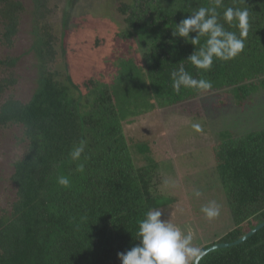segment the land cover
Segmentation results:
<instances>
[{
  "label": "trees",
  "instance_id": "1",
  "mask_svg": "<svg viewBox=\"0 0 264 264\" xmlns=\"http://www.w3.org/2000/svg\"><path fill=\"white\" fill-rule=\"evenodd\" d=\"M202 6H213V0L117 3L116 12L135 33L140 63L128 70L125 90L108 89L90 76L82 92L76 84L71 91L53 65L59 52L46 20L48 0H32L36 85L27 101L11 93L17 58H0V127H19L25 143L9 176L14 198L0 208V264H120L117 253L139 243V222L167 201L156 192L162 183L157 164L132 161L122 122L133 114L123 110L124 99H153L165 107L220 92L240 106L264 91V0H223L219 22L238 36L236 22L225 23L223 11L249 12L245 47L231 60L214 58L208 71L187 59L206 37L193 46L172 35L177 23ZM23 11L20 0H0L1 44L12 46ZM181 64L194 78L210 80L212 88L174 91L170 74ZM80 141L86 142L85 152L73 161L71 149ZM211 154L233 226L203 249L231 242L264 220V127L241 134L221 131ZM78 163L83 172L76 170ZM59 176H67L70 186H60ZM200 264H264V226L238 244L208 251Z\"/></svg>",
  "mask_w": 264,
  "mask_h": 264
},
{
  "label": "rangeland",
  "instance_id": "2",
  "mask_svg": "<svg viewBox=\"0 0 264 264\" xmlns=\"http://www.w3.org/2000/svg\"><path fill=\"white\" fill-rule=\"evenodd\" d=\"M20 1L24 11L17 33L11 47L0 43V58H17L11 93L25 102L36 85V58L31 50L32 0ZM130 1L48 0L50 13L46 20L59 52L53 65L60 68L63 82L71 91L76 84L85 92L82 82L90 76L103 87L125 90L128 70L140 63L136 55L140 49L136 50L135 33L115 6ZM157 2L164 5L167 0ZM124 100L123 110L128 108L133 114L122 122L132 161L141 166L151 159L161 174L162 183L156 192L167 201L156 208L163 213L161 219L191 233L196 246L213 243L233 223L226 206V191L214 168L211 145L219 141L221 131L241 134L264 127V91L252 94L240 106L220 92L203 93L165 107L153 99L136 103ZM193 125H199V130ZM21 135L17 126L0 127V208L7 207L14 198L9 176L13 161L25 149ZM194 190L200 191L198 197L193 195ZM211 200L219 204L220 214L209 220L200 209Z\"/></svg>",
  "mask_w": 264,
  "mask_h": 264
},
{
  "label": "clouds",
  "instance_id": "3",
  "mask_svg": "<svg viewBox=\"0 0 264 264\" xmlns=\"http://www.w3.org/2000/svg\"><path fill=\"white\" fill-rule=\"evenodd\" d=\"M223 0H213L211 7H199L189 16L183 18L172 29L174 37H181L191 45H199L200 38L206 37L203 45L192 52L187 59L197 69L208 71L212 68L213 60L228 61L240 54L244 47V37L247 36L249 27V12L247 9L227 7L223 11V20L230 26L233 21L239 29V36L225 29L219 22L217 9L221 8ZM190 33H195L190 36ZM172 87L177 93L181 88H194L208 91L212 82L207 79L194 78L181 64L170 74ZM199 130V125H193ZM86 142H78L70 152L73 161H80L85 152ZM88 157L85 156L86 160ZM76 170L84 171V164L78 163ZM57 182L62 187H69L70 180L67 176H59ZM194 196H199L200 191L194 190ZM200 211L209 220L220 214V206L215 200L203 205ZM163 213L160 209H153L145 214L139 222L137 232L139 243L130 249L118 252L120 264H200L206 255V250L193 243V235L180 226L167 219H161Z\"/></svg>",
  "mask_w": 264,
  "mask_h": 264
},
{
  "label": "water",
  "instance_id": "4",
  "mask_svg": "<svg viewBox=\"0 0 264 264\" xmlns=\"http://www.w3.org/2000/svg\"><path fill=\"white\" fill-rule=\"evenodd\" d=\"M263 226H264V220L262 222L258 223L256 226H254L250 230H248L245 234H243L242 236H240L239 238H237L231 242H216L214 244L208 245L204 249L206 250V253H207L208 251H211V250L216 249V248L227 247L230 245L238 244V243L244 241L245 239H247L250 235H252L254 232H256L258 229H260Z\"/></svg>",
  "mask_w": 264,
  "mask_h": 264
}]
</instances>
